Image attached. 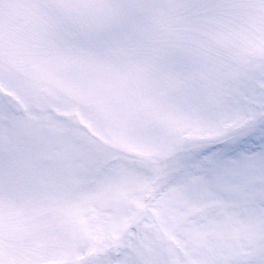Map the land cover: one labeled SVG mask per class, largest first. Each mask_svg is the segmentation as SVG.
Listing matches in <instances>:
<instances>
[{"label":"snow or ice","instance_id":"snow-or-ice-1","mask_svg":"<svg viewBox=\"0 0 264 264\" xmlns=\"http://www.w3.org/2000/svg\"><path fill=\"white\" fill-rule=\"evenodd\" d=\"M0 264H264V0H0Z\"/></svg>","mask_w":264,"mask_h":264}]
</instances>
